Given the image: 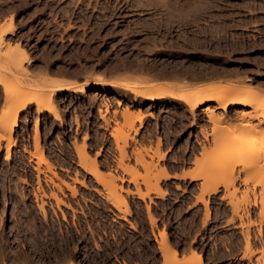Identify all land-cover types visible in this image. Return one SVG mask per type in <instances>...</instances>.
Masks as SVG:
<instances>
[{
  "label": "rangeland",
  "instance_id": "1",
  "mask_svg": "<svg viewBox=\"0 0 264 264\" xmlns=\"http://www.w3.org/2000/svg\"><path fill=\"white\" fill-rule=\"evenodd\" d=\"M165 1L0 0V23L2 21L8 22L9 17L12 15V21L15 25L13 33L4 35L0 52L7 48L6 42L9 41L12 45L19 42V46L26 48L25 50H27L30 58L23 61L24 69L22 66L21 69L14 70L13 63L0 56V77L6 81L5 85L8 89H14V92L18 89L44 92L43 88L45 86L42 87L37 82H41V77L46 75L54 77L60 74H70V76L84 78L85 80L84 84L80 86L85 89V93H80L77 91L78 89L70 90L68 88L54 91L52 100L57 103L55 105L56 108L58 107V119H54V116L47 110L35 111V103H29L25 109L19 112L18 125L15 126L12 133L15 144L11 147L10 158H4V148L0 150L1 251L6 252L8 249L14 248L15 243L18 248L24 250L25 247L27 248L30 245L28 240L12 237L16 231V225L12 224L15 215L14 204L17 205L19 201L28 202L31 198L33 199L34 196L31 195L33 192L42 196L43 191L47 193L48 190L49 193L56 192L63 201L68 199L70 201H64L63 204L67 207H62L61 203L57 206L63 215L59 214L58 209L53 207L51 221L53 225L51 223L48 225L51 232L47 234L46 239L44 235L37 236L35 239L36 249H38L37 254L41 253L40 247H42V251L47 250L53 259L63 258L64 256V258L76 261V264H82L77 255L81 251L80 243L85 242L86 246H84L83 252L88 255V262H91L94 256H97L92 248L97 252H103L104 250L101 249V234L106 235L105 233H108L106 229L103 233L100 232V221L106 223L110 218L107 217L102 220L97 217L88 219L85 223L79 217L69 215L64 208L75 211L73 206L78 205L79 201L83 200L95 202L105 200L111 204L110 201L106 200L105 195L108 190H114L126 200L128 207L126 214H120L125 215L124 219L128 221L129 226L133 225L135 227L137 225L136 220L128 219L132 212L129 203V194L133 192L131 185L134 186V191L136 186L145 191L148 184L155 185L158 182L159 188L165 190L166 194L161 197L157 192L151 191L149 196H146L150 201L154 198L158 200L168 199L174 202L183 199L186 200L183 205H189L191 202L203 204L202 209L201 205H197L198 210L193 214L192 219L185 221L184 224L182 223L181 231H184V227L190 228L191 233L196 229L198 231L201 229V224L206 226L210 220L211 224L205 234L206 238L213 234L216 229L222 230V236L216 240L211 238L210 241H205V244L202 242L194 243L195 249L185 259L186 261L181 260L183 264H199L194 255L210 247H212L214 253L217 249H222L223 254L231 259L234 258V264H260L259 262L264 264V247L261 252H255L250 259L241 257L245 251V241L241 232L245 229L244 225L248 223V220L252 219L256 223L250 226L252 240L254 238L252 248H261V244L256 239L258 234L257 223L260 222L257 215L258 207H254L251 202H246L244 191L247 187L252 188L254 186L257 198L261 199L262 195L259 194L260 181L258 182L259 179L261 180V176L256 174V169L249 170L252 160L247 159V154L244 156L243 152L247 149L246 146L249 145L247 143L249 139L244 138L246 139L244 140L235 137L238 138L236 139L238 141H246L241 143L243 144L242 147L238 145L240 149L235 146L237 142L234 145V141L233 143L232 140L229 141L233 138L232 135L236 133L235 130H230V133L229 127L233 122L231 119L236 117L237 107L230 106L228 111L223 113L222 109L216 106L215 101H210L191 112L180 99L177 100L170 96L150 99L135 95L126 87V83L131 86L136 83L133 87L142 90L152 82L172 83V86L176 85L174 90L178 91L184 89L187 82H189V85L190 82L193 84L209 80V84L216 82L224 84L225 82V84L230 83L235 86L244 85L256 88V90L264 93V30L226 29L222 26L223 20L220 19V16L212 15L218 12L217 9L225 8L238 9L241 12L264 10V0ZM169 3L171 4L168 5ZM181 6L182 10L180 9ZM241 26H247V22L241 24ZM248 28H255V26H249ZM1 59L3 60L1 61ZM7 68L8 70H6ZM178 69L179 71H177ZM103 73L116 75L120 78L116 82H122L123 84L104 82ZM231 77L234 78L231 79ZM223 78L229 79L223 81ZM4 88L3 85H0V109L5 104ZM171 88L173 89V87ZM92 90H95V95L91 93ZM111 94L115 100L111 97ZM116 99L120 101L117 102ZM105 105L109 106L107 116H109L110 124L107 128L104 127L105 124L99 116V109L102 112ZM206 107L212 108L217 116L221 115L223 117L226 114L230 121L225 122L227 119L224 117L225 121L223 122L222 119L220 125L218 124L222 131L217 126L216 134H208L207 137H204L201 135L200 130L208 129L207 131L211 132V127L214 125L205 115ZM123 109H127L132 115L140 113L143 116V121L140 123L134 119V122L130 125L121 113ZM251 109L252 107L249 106L244 107V110L247 111ZM146 115L151 117L150 121L145 120ZM36 118L39 119L40 123V144L44 148L45 157L55 165L51 170L55 171L58 177L68 183L70 182L69 184L75 187V195L70 193L69 188L67 189L62 185L59 178L52 176L53 172L51 170L49 172L44 163L40 164L43 171L39 174L41 179L39 184L34 183L36 176H33L32 172L28 173L29 170L33 171L31 166L27 167L26 171L23 170V161L26 160L24 157L29 155L23 151V147L31 151L35 150L32 127L33 120ZM235 120L234 123H238V120ZM250 121L257 122L256 119H250ZM229 122L230 124H228ZM221 125L224 127L221 128ZM262 126L264 127V124ZM116 129L117 133L119 130L121 132L118 137L122 135L120 139H117V142L113 136ZM218 131L221 132L218 133ZM141 133L145 134L143 140L140 139ZM158 137H160V144H157ZM153 138H155V142ZM261 138L252 139V142H250L252 148H249L251 151L253 148L258 150L259 147L263 148L262 151L264 150V137ZM217 139H220L219 142ZM2 142V144L5 143ZM74 142L79 143V146L84 143L82 145H85L86 154L84 153L83 156H87L85 159L89 162V164L86 162L88 165L92 164L90 162L92 159L96 162L94 163L97 168L102 170V173L106 172L107 174L110 172L109 176H115L114 178L108 177V187L96 182L86 169L78 164L80 158L74 148ZM217 143L219 144L217 145ZM214 145L215 147H213ZM215 148L219 149L220 153ZM249 149L246 151H250ZM257 150L254 149L258 156ZM252 155L251 157H253ZM204 157H206L205 160ZM247 157L249 158L250 154ZM32 158L31 164L35 165L36 158L34 156ZM247 164L249 165V168H247L249 171H246L250 176L248 181L250 184L248 183L247 187L239 185L238 190L233 192L231 186L225 187L226 185L220 184L224 181L227 182L231 175L243 176L244 166H247ZM164 167L169 172L173 168H185L187 172L203 169L204 174L208 177L204 176L194 180L182 177L171 181H163L164 179L160 178L159 175ZM59 168L68 170L67 174L70 177L57 173L56 171ZM124 170L136 172V182L129 181V174ZM74 176L84 179L87 186L83 187L81 184L74 182L72 179ZM117 176L123 177V181L115 179ZM48 177H51L52 181ZM23 179H26L27 182ZM112 179H115L114 182ZM45 183L47 186L44 185ZM57 184L61 186L62 194L59 189H56L58 188ZM205 184H217L218 188L215 193H203L202 197L205 201L207 200L206 204L210 209L208 217L204 213L206 212L205 201L203 202L197 198L200 196L198 194H201ZM95 189L99 190L100 193H97ZM127 189L130 191L128 194L125 192ZM250 195L248 198L251 200L252 194ZM45 199L54 200L50 197H44L43 200ZM73 200H76L77 203H73ZM9 206L12 211L10 218L7 214ZM244 206L250 208L251 216L249 219L243 217L244 222L243 227H241V221L233 213V209H235L233 207L238 208V214H241V208ZM148 208L149 213L156 218V224L151 225L148 213L147 219L151 226H156L158 218L152 212L151 207ZM252 209L254 210L252 211ZM181 211L183 212V208ZM174 216L175 219L181 217L179 216V210L176 211ZM232 216L235 217L230 220ZM7 218L12 220L9 221L13 225L9 228L10 232L6 227V222L1 223L4 220L6 221ZM95 219L98 221L95 222ZM31 224L32 228L35 227L33 223ZM27 226L30 227L27 230L32 231L30 224ZM83 228L92 237L88 238L87 241L84 239L79 242L77 232ZM178 234H180V231L177 232V236ZM199 235L200 232L198 231L196 236ZM21 242H23L22 245ZM210 242H213L212 246ZM9 252L13 251L9 250L6 253ZM256 257L259 260L256 261ZM182 262L174 261L173 263L182 264Z\"/></svg>",
  "mask_w": 264,
  "mask_h": 264
},
{
  "label": "bare ground",
  "instance_id": "2",
  "mask_svg": "<svg viewBox=\"0 0 264 264\" xmlns=\"http://www.w3.org/2000/svg\"><path fill=\"white\" fill-rule=\"evenodd\" d=\"M161 1V0H160ZM165 1V0H164ZM163 2V1H162ZM166 2V1H165ZM169 2V1H168ZM195 2V1H194ZM167 3V2H166ZM171 3H169L168 5H170ZM198 4V3H197ZM200 4V3H199ZM166 5V4H165ZM172 6V5H171ZM199 6V5H198ZM170 7V6H169ZM175 9V8H174ZM179 9V8H178ZM182 10V6L180 8ZM177 10V9H176ZM196 15V14H195ZM13 18H12V15L9 17V21L6 22V21H2V23H0V46L2 45V43L4 42V35L6 34H10V33H13L14 32V29H15V25L13 23ZM7 43V48L4 50V51H1L0 52V56L3 57V59L5 60H8V61H11L13 64L12 66L15 68L14 70H18V69H21L22 66H23V61H27L29 60V56H28V52L27 50H25L22 46H19V42L17 44H10L9 41L6 42ZM0 57V58H1ZM1 59V61L3 60ZM11 68V66H10ZM23 69H24V66H23ZM4 70V69H3ZM8 70V68L6 69ZM13 70V71H14ZM26 70V69H25ZM10 71V69H9ZM170 71V70H169ZM176 71V70H175ZM179 71V69L177 70ZM164 72V70H163ZM166 74H167V71L165 70ZM70 73V72H68ZM72 74V73H71ZM104 74V73H103ZM102 74V75H103ZM163 74V73H161ZM160 74V75H161ZM165 74V73H164ZM169 74V73H168ZM175 74H179V73H175ZM189 74V73H188ZM70 75V74H69ZM75 75V74H74ZM97 75V74H96ZM158 75V74H157ZM191 75V74H190ZM47 76V77H46ZM46 76H42L41 77V82H37V84L39 83L40 86L43 87V85L45 86L43 88L44 92H36V91H32V90H22V89H18L15 88V91L14 92V89H8L6 87V81L4 79H2V77H0V85H3V87H5L3 90H4V99H5V104H3L2 108L0 109V150L2 148H4V158L5 159H9L10 158V155H11V147L12 145L15 144V138L12 137V133L14 131V128L15 126L18 125V115H19V112L23 109H25L29 103H35V111L37 112H41L43 109L44 110H47L48 112H50L53 116H54V119L57 118L58 119V111H57V108H56V105L57 104L56 102H53L52 100V96H53V93L54 91L56 90H61V89H67L69 88L71 85H73V81H70V80H67V79H61V78H55V77H51L48 75ZM54 76V75H53ZM98 76V75H97ZM96 76V77H97ZM174 76V75H173ZM177 76V75H175ZM174 76V77H175ZM98 77H101V76H98ZM146 77V76H145ZM144 77V79H145ZM148 77V76H147ZM146 77V78H147ZM151 77V76H150ZM178 77V76H177ZM95 79V78H94ZM100 79V78H99ZM221 80V79H219ZM155 81V80H154ZM187 82V81H186ZM42 83V84H41ZM114 83V82H112ZM189 82H187V86H184L185 88L182 89V90H178L176 91V89L174 90V87L176 86H172V83H164V84H161V83H155V82H152V83H149L147 85V87L143 88L142 90L140 89H137L136 87H133L136 85H129L126 83V87L132 91L135 95H138V96H144V97H148L150 99H154V98H157V97H164V96H170V97H173V98H176L177 100L180 99L187 107V109L189 111H194L196 108L198 107H201L203 105H206L207 103H209L210 101H215L216 102V106L220 109H222L221 111L223 113H225L226 111H228L229 107L230 106H235L237 107V111H236V117L234 119H231V121H233V125L236 126L234 127L232 125V123L230 124V122L228 124H230V127H229V131L231 130H235L234 133L235 135L236 134H239L238 136H235V135H232L233 138L235 137H238L239 139H244V138H248L249 141L247 143H249L250 145V142H252V139L253 138H261V137H264V130H262L264 127L262 126L264 124V93H261L259 90H256V88H251V87H248V86H235L233 84H224L221 83V82H216V83H211V84H201V85H194L190 84L188 85ZM19 84V83H18ZM116 84H123L122 82L118 83L116 82ZM174 84V83H173ZM21 85V84H20ZM36 85V84H35ZM138 85V84H137ZM179 85V84H177ZM180 86V85H179ZM18 87V86H17ZM38 87V86H37ZM173 87V89L171 88ZM19 88V87H18ZM78 90L80 93H85V89L83 87H80L78 86L77 87ZM76 88V89H77ZM13 90V91H12ZM20 90V92H19ZM22 91V92H21ZM93 92H91L93 95L96 94V92H94L95 90H92ZM90 93V94H91ZM109 97V95H108ZM111 97L114 99V96L111 94ZM117 97V96H116ZM54 98V97H53ZM115 100V99H114ZM55 101V100H54ZM117 102H119L120 100L119 99H116ZM252 107L251 110H244V107ZM108 105H105L103 111L101 112L100 109H99V112H100V118L101 120H103L104 124H105V128H107V126L110 124V119H109V116L108 115V112H109V109H108ZM185 108V107H183ZM65 109V108H64ZM205 115L207 116L208 120L211 121V123L213 122V125L211 127V132H208L206 129H202L200 130V133L202 136L204 137H207V135H211V134H214L216 129H217V126L218 124L222 121V119L224 117H226V114L225 116L221 117L220 116H217L215 115L214 113V110L212 108H208L206 107L205 108ZM235 109V110H236ZM59 110V109H58ZM25 111V110H24ZM62 112V111H61ZM124 119L126 122H128L130 125H132V123L134 122V119L139 121L140 123L143 121L142 118L143 116L140 114V113H137V114H134L132 115L130 111H128L127 109H123L121 111ZM221 113V114H223ZM64 114V113H63ZM63 117V116H62ZM231 117V116H230ZM229 117V118H230ZM60 118V117H59ZM227 121H225V119H223V122H228V117H226ZM238 120V123L235 122L234 123V120ZM250 119H256L257 122H251ZM235 120V121H236ZM26 121V120H25ZM34 123H33V146H34V149L33 151H31L30 149H27L26 147H23V151L24 152H27L29 155L24 157L25 159V162L23 161V164H24V168L23 170L26 171L27 170V167L31 166L35 172V176H36V182L39 184L40 182V172H42L43 170L41 169L40 167V164L41 163H44L46 164L49 172L50 170L55 167V165H53L50 160H48V158L45 157V152H44V148L41 146L40 144V123H39V119L36 118L35 120H33ZM230 121V120H229ZM75 122V121H74ZM220 125V124H219ZM248 126V127H246ZM224 127L221 125V128ZM232 127H234L232 129ZM263 127V128H262ZM219 130L220 127L218 126ZM239 128V129H238ZM243 128V129H242ZM227 129V128H226ZM238 129V130H236ZM247 129V130H246ZM241 130V131H240ZM120 131V130H119ZM117 133V129H116V132H113V136L115 137L116 139V142H117V139H120V137H122V135L120 137H118L121 132ZM136 131V130H135ZM222 131V130H221ZM221 131H218L221 132ZM224 131V130H223ZM227 131V130H226ZM230 131V133H231ZM239 131V132H238ZM241 132V133H240ZM120 133V134H119ZM233 133V132H232ZM59 134V133H58ZM216 134V133H215ZM56 135V134H55ZM262 135V136H261ZM261 136V137H259ZM219 137V136H217ZM216 137V138H217ZM252 137V138H251ZM230 139L229 141H231L233 143L234 141V145L236 144L235 142H237V145H235L237 148H239L240 146L242 147L243 144L241 143H244L242 142L243 140H236L238 138H235L234 140ZM142 139V138H141ZM223 139V138H222ZM247 139V140H248ZM258 139H255V140H258ZM218 142L220 139H217ZM236 140V141H235ZM246 140V139H244ZM251 140V141H250ZM262 140V138H261ZM4 141L5 143L2 144ZM76 142V141H75ZM74 142V148L75 150L77 151V154L79 155V163L84 169H86V171L91 175V177L98 183L100 184H103L104 186H107L109 183V180H108V177H111V178H114L113 176H109V173L108 172L106 174L105 173H102V170H99V168H97V165L95 164L96 162L94 160H90V162L92 163L91 165H88L89 162L87 161V159H85L87 156H83V154L85 152V145H82L84 143L81 144V146H79L77 143ZM215 142H217L215 140ZM259 142V141H258ZM221 143V142H220ZM240 143V144H239ZM261 143V142H259ZM118 144V143H117ZM125 144V143H124ZM157 144H160V137H158V142ZM219 143H217L218 145ZM221 145V144H220ZM240 145V146H238ZM246 146L247 149H245L243 152H244V156L247 154H250V157L248 158L247 155H246V158L247 159H250L252 160V165L253 167L250 166L249 168V165L247 164V166H244V175L241 176V175H238V174H235V175H231L229 180L227 179V182H222L220 183L221 185H226L225 187H228V186H231L233 188V192L237 191L239 185H242V186H245L247 187V184L249 183L248 181L250 180V176L248 174L247 171L249 170H254L256 169L257 172L256 174L259 176H261V180L259 179L258 182L260 183V195H262L261 199H258L257 196H256V193H255V189H254V186L252 188H249L247 187L246 190L244 191L246 193L245 197H246V202H251L252 205L254 207H258V212H257V215L259 217V221L257 224H258V234L256 236V239L257 241H259V243L261 244V248H257V249H253L252 248V234H250V226L251 225H255L256 223L254 221L251 220H248V223L244 225V228L243 231L241 232L242 235H243V239L245 241V251L243 252L242 254V258H248L250 259V257L257 251L261 252L263 250V247H264V150L262 151L261 149L263 148H253L252 151H255L257 150V153H258V156L257 154L254 152H252L250 149L252 148V146ZM159 146V145H158ZM245 146V145H244ZM243 146V147H244ZM20 147V146H19ZM52 147V146H51ZM141 147V146H140ZM215 147V145L213 146ZM224 147V146H223ZM221 148V147H220ZM250 148V149H249ZM213 149V148H212ZM216 149V148H215ZM240 149V148H239ZM250 150V151H246V150ZM122 150V149H121ZM147 150V149H146ZM191 150V149H190ZM261 150V151H260ZM216 151L219 152V149H216ZM229 151V150H228ZM246 151V153H245ZM235 152V151H234ZM250 152V153H249ZM262 152V153H261ZM125 153V152H123ZM161 153V152H160ZM220 153V152H219ZM253 155H252V154ZM22 154V153H21ZM262 154V155H260ZM17 156V154H15ZM251 155L253 157H251ZM24 156V155H23ZM35 157L36 160L34 161L35 162V165H32L31 164V161H33V158L32 157ZM124 156V155H123ZM188 157V156H187ZM244 158V159H246ZM89 159V158H88ZM123 159V158H122ZM189 159V158H188ZM206 159V157H204V160ZM243 159V160H244ZM57 160V159H56ZM22 161V160H21ZM55 161V160H54ZM56 162V161H55ZM88 164H87V163ZM95 162V163H94ZM16 164V163H15ZM204 164V163H203ZM246 165V164H244ZM20 166V165H19ZM232 166V165H231ZM243 167V166H242ZM6 168V167H5ZM247 168H249V170H247ZM13 169V168H12ZM126 169V168H124ZM242 169V168H241ZM247 170V171H246ZM52 171V170H51ZM126 171V173L129 174V181H133V182H136V175L134 172H131V171H128V170H124ZM204 170H200V171H188V172H185L183 174V177H188L189 179L191 180H194V179H197L200 177H208L206 176V174H204L203 172ZM231 171V170H230ZM243 171V169H242ZM246 171V172H245ZM13 172V171H11ZM53 172V171H52ZM232 172V171H231ZM230 172V173H231ZM237 173V172H236ZM239 173V172H238ZM242 173V172H241ZM13 174V173H12ZM75 175L77 173H74ZM5 175V174H4ZM14 175V174H13ZM58 174L55 173V171L53 172V175L52 176H55V178H59L62 185H64L65 187H67V189L69 188L71 190L70 193H72V195H75L76 193V189L75 187L71 186L67 181H65L64 179H61L60 177L57 176ZM171 176V173L169 172V170H167L165 167L161 169V174L159 175L160 178L162 179H167ZM2 178V177H1ZM4 178V177H3ZM49 180L52 181V178L51 177H48ZM158 178V177H157ZM73 181L76 182V183H79L81 184L83 187L84 186H87L84 179L82 178H78L77 176H74V178L72 177ZM115 179H120L123 181V177H116ZM115 179H112L113 182ZM206 179V178H205ZM208 179V178H207ZM23 181L27 182L26 179H23ZM22 181V182H23ZM205 182V181H204ZM207 182V180H206ZM205 182V183H206ZM53 183V182H52ZM158 183V182H157ZM155 184V185H151V184H148L147 187H146V190L145 191H142L139 186H136V189L135 191H133L132 193H135L137 196H139L140 198H145L146 196H149V193L151 191H155L159 194V196L163 197L165 194H166V191L165 190H161L158 186V184ZM49 184V183H48ZM55 184V183H53ZM73 184V183H72ZM208 184V183H207ZM205 184V187L202 185V187H204V189L202 190L201 194H198L200 196H198V200H201V201H205V199H203L204 197L203 196V193L205 194H210V193H215L216 191H218L217 189V184H214V185H207ZM212 184V183H211ZM219 184V183H218ZM219 184V185H220ZM250 184V183H249ZM114 185V184H113ZM1 186H3L1 184ZM40 186V185H39ZM58 188L56 189H59V191L61 192L62 194V188L59 184L56 185ZM241 186V187H242ZM249 186V185H248ZM108 187V186H107ZM235 187V188H234ZM40 188V187H38ZM243 188V187H242ZM64 189V188H63ZM241 189V188H240ZM13 190V189H12ZM97 191V193H100L99 190L95 189ZM235 190V191H234ZM1 191V189H0ZM58 191V192H59ZM12 192V191H11ZM59 192V193H60ZM125 192L128 194L130 193L129 189L125 190ZM42 194V192H41ZM230 194V193H229ZM234 194V193H232ZM252 194V198L250 200L249 195ZM17 195V194H16ZM67 195V194H66ZM258 195V194H257ZM10 196V195H9ZM33 196H34V199L35 200H40L41 203L39 204V208L40 210L42 211V214H46L45 213V209H44V206H43V203H44V200L43 198H47V197H50V198H53L56 202V205L58 206L60 203H64L63 199H61V197H59L57 195L56 192L52 191L50 192L49 194H46L44 193L43 191V194L42 196H39L37 193L33 192ZM84 196V195H83ZM230 196V195H229ZM251 196V195H250ZM82 197V196H81ZM105 198L106 200L110 201V203L119 211V213H123V214H126L128 212V207H127V204H126V200L120 195V193L114 191V190H108L107 191V194L105 195ZM32 199V198H31ZM88 199V198H87ZM231 199V198H230ZM249 199V200H248ZM46 200V199H45ZM51 200V199H50ZM97 201V200H96ZM231 201V200H230ZM94 202V201H93ZM98 202V201H97ZM245 202V204H246ZM13 203V202H12ZM205 203V208H206V212L205 213V216L208 217L210 215V209H209V206L206 204L207 203V200L204 202ZM231 204V203H230ZM244 204V205H245ZM249 204V203H248ZM68 205V204H67ZM251 205V206H252ZM12 206V205H11ZM249 206V205H248ZM14 207H15V204H14ZM133 207V206H132ZM147 213H148V218L150 220V223L151 225H155L156 224V218L149 213L148 211V204H147ZM138 208V207H137ZM235 209H233V213L236 214V217H238L241 221V227H243V217L245 216L246 218L249 219V217L251 216V211H250V208H247V207H242V213L241 214H238V208L236 207H233ZM1 209V208H0ZM254 209H252L253 211ZM12 212V211H11ZM135 212V211H134ZM133 212V213H134ZM1 214H2V211H1ZM14 214V213H13ZM62 214V213H61ZM234 214V215H235ZM63 215V214H62ZM122 215V214H121ZM123 218L125 215H122ZM121 216V217H122ZM64 217V216H63ZM235 216H232L230 218V220H233ZM126 218V217H125ZM54 220V219H53ZM137 220V219H136ZM175 220V219H174ZM243 220V221H242ZM1 221V220H0ZM9 221H12L10 220L9 218L6 219V221L4 220L3 222H1L2 224L6 222V227L11 228V226L14 225V223L10 224ZM52 221V220H51ZM179 221V220H178ZM28 224H30L31 228H32V224L31 222L30 223H27L26 225H24L25 227V231L27 232V228L29 226H27ZM53 225V223H51ZM131 224V222H130ZM35 225V224H34ZM33 225V226H34ZM227 225V224H226ZM3 226V225H2ZM38 226V225H37ZM41 226V225H40ZM133 227V225H131ZM135 226V225H134ZM121 227V225H120ZM153 227V226H152ZM15 228V227H14ZM36 228V225L33 229ZM50 228V227H49ZM119 228V227H118ZM30 229V227H29ZM37 230L40 231V229L37 227L36 228ZM90 229V228H88ZM12 230H13V227H12ZM111 230V229H110ZM33 231V230H32ZM31 231V232H32ZM35 231V230H34ZM108 231V230H107ZM128 231V230H127ZM141 231V230H140ZM9 232H10V229H9ZM37 233V231H35ZM42 232V231H41ZM51 232V231H50ZM81 232V231H80ZM91 232V231H90ZM12 233V232H11ZM67 233V232H66ZM107 233V232H106ZM109 233V232H108ZM113 233H116V232H113ZM119 233V232H118ZM141 233V232H140ZM168 233V232H167ZM167 233L165 230H162L159 232V240H158V247L159 249L161 250V253L164 257V264H174L173 262L175 261H180L182 262L181 260L182 259H178L177 257V252L176 250L171 246V244L169 243V240H168V236H167ZM1 234V233H0ZM9 234V233H8ZM70 234V233H69ZM2 235V234H1ZM5 235V234H4ZM29 235H32V234H29ZM43 235V234H42ZM68 235V234H67ZM10 236V234H9ZM8 236V237H9ZM7 237V238H8ZM14 239H16L14 236H12ZM39 238V237H38ZM36 238L35 237H32L30 236L29 238L27 239H24V240H28L30 245L27 246V248L25 247V250L20 248L17 250H15V247L14 250L13 248L11 249H8L13 251V252H9L12 253V255H15L16 257L19 258V256H21L22 258H24V256L26 257H31L30 255L32 254H35L37 253L35 250L38 251V249H36ZM119 239V238H118ZM3 240V239H2ZM1 240V241H2ZM9 240V239H8ZM7 240V241H8ZM13 240V239H12ZM18 241V240H17ZM44 241V240H43ZM137 241V240H136ZM9 242V241H8ZM109 242V241H108ZM40 243V242H39ZM43 243V242H42ZM48 243V242H47ZM119 243V242H118ZM131 243V242H130ZM174 243V242H172ZM27 244V243H26ZM18 245V244H17ZM22 245V244H21ZM131 245V244H130ZM146 245V244H145ZM3 246V245H2ZM8 246V245H7ZM15 246H16V243H15ZM42 246V245H41ZM92 246V245H91ZM260 246V245H259ZM141 247V246H140ZM146 247V246H145ZM5 248V247H4ZM49 248V247H48ZM50 249V248H49ZM94 249V248H93ZM90 250V249H89ZM138 250V249H137ZM256 250V251H255ZM6 250V252H8ZM66 251V250H65ZM64 251V252H65ZM103 251V250H102ZM52 252V251H51ZM5 253V252H4ZM99 253V252H98ZM102 253V252H101ZM258 253V252H257ZM138 254V253H137ZM193 254V253H192ZM8 255V253H7ZM57 255V254H56ZM148 255V254H147ZM9 256V255H8ZM151 256V255H150ZM255 256V255H254ZM7 257V256H6ZM13 257V256H12ZM15 257V258H16ZM20 257V258H21ZM95 257V256H94ZM61 257H58L57 259H59ZM64 258V256H63ZM62 258V259H63ZM66 258V257H65ZM182 258V257H181ZM194 258H196L198 261H199V264H204L202 262V259H201V255L200 253H197L196 255H194ZM13 259V258H12ZM30 259V258H29ZM17 260V259H16ZM23 260V259H22ZM25 260H28L27 258H25ZM31 260V259H30ZM60 260V259H59ZM64 260V259H63ZM62 260V261H63ZM185 260V259H184ZM259 260L257 257H256V261ZM21 261V260H20ZM49 261V260H48ZM186 261V260H185ZM8 262V261H7ZM17 262V261H16ZM31 262V261H29ZM35 262V261H34ZM56 262H58L55 258V264ZM61 262V261H60ZM78 262V261H77ZM251 262V261H250ZM14 263V262H13ZM11 263V264H13ZM32 263V262H31ZM44 263V262H43ZM42 263V264H43ZM185 263V262H184ZM254 263H255V260H254ZM258 263V262H257ZM260 264H262V262H259ZM19 264V262H18ZM38 264V263H37ZM41 264V263H40ZM49 264V263H48ZM51 264V263H50ZM64 264V263H63ZM67 264H76V261L74 262L72 259H69L68 258V262ZM176 264V263H175ZM183 264V262H182ZM249 264V263H248Z\"/></svg>",
  "mask_w": 264,
  "mask_h": 264
},
{
  "label": "crops",
  "instance_id": "3",
  "mask_svg": "<svg viewBox=\"0 0 264 264\" xmlns=\"http://www.w3.org/2000/svg\"><path fill=\"white\" fill-rule=\"evenodd\" d=\"M54 77L61 79L68 78L67 80L73 81V85L68 88L70 90H75L78 86L83 85L85 82L84 78L70 76L69 74H60ZM103 78L104 82H111V84H114L116 81L120 80V78L114 74H103ZM233 78L234 77H231V79ZM228 79L229 78H223L222 80L226 81ZM208 82L209 80H205L203 82H195L194 85L205 84ZM145 120L150 121L151 117L149 115H146ZM144 135V133H141L140 139L142 138L143 140L145 138ZM153 141L155 142V138H153ZM185 172H187V169L185 168H173L172 170H170L171 176L167 179H164L163 181H171L182 178ZM131 186L132 190L134 191V186ZM185 201L186 200L182 199L178 200L177 202H174L169 201L168 199L158 200L155 198L150 201L148 197L142 199L135 193L129 194V203L130 207L132 208V212L131 216L128 217V219H137V225L135 227H130L127 222L123 221L121 214L105 200H100V202L83 200L79 201L78 205L73 206V208H75V211H72L67 208L64 209L66 210V212H68L69 215H75L79 218L81 216H84L96 218L102 217L103 219H105L109 217V214L114 218V220L109 219L106 223L100 221L99 225L101 229L100 232L103 233L104 229L108 230L109 232L105 233L106 235H103L104 233H100L102 235L101 249L104 250L102 252L104 255L111 257V259L114 260L112 264H164V257L158 247L157 242L159 240V232L162 231L165 227V230L168 232L167 236L169 243L176 250L178 256L177 258L182 260L188 258L191 255V252L195 249L194 243L202 242L203 244H205V241H210L211 238L216 240L220 238V236H222V230L218 228L213 234H210L206 238L205 234L208 232V226L211 224V220L207 223L206 226H202L201 224V229L198 230L200 232L199 236H196L198 234L197 229L191 233L190 228L184 227V231H181L182 223L184 224L185 221L192 219L193 214L198 210L197 205H201V209L203 208L202 203L194 204V202H191L189 205H183ZM147 204L151 207L152 212L158 218L156 226L152 227L147 219ZM107 208L115 214L113 215L108 212ZM182 208L183 212L181 211ZM178 210L179 216L181 217L179 219H175L174 215ZM181 219L183 220V222ZM178 231H180V234H178L177 236ZM97 233L99 234L98 230ZM210 245L212 246L213 242H210ZM14 248L15 250L19 249L18 246H14ZM93 250L94 252L98 253L95 249ZM198 253H201V259L204 264H234L235 262L234 258L231 259L227 255L223 254V251L220 248L217 249L215 253L212 252V247L208 248L207 250L205 249L199 251ZM8 255L6 252L4 253V251H1L0 249V264H11L13 262V264H18V262L19 264H42L43 262V264H55V259L53 258L44 260L43 253H36V260L32 258V255H30L31 257L24 256V258H22L21 256H19L18 258L15 255H12V253H8ZM25 258H27L28 260H25ZM59 259L56 258V260L58 261L56 262V264H67L68 262V258H63L64 260L62 258ZM29 261H31L32 263ZM92 264L95 263L93 262Z\"/></svg>",
  "mask_w": 264,
  "mask_h": 264
},
{
  "label": "flooded vegetation",
  "instance_id": "4",
  "mask_svg": "<svg viewBox=\"0 0 264 264\" xmlns=\"http://www.w3.org/2000/svg\"><path fill=\"white\" fill-rule=\"evenodd\" d=\"M218 12L212 14V15H218L220 16V19L223 20V24L222 26L226 29H233V30H250V31H260V30H264V10H255V11H246V12H241L238 9H232V8H225V9H217ZM247 22V26H241V24H245ZM249 26H255V28H248ZM66 169L64 168H59L56 172L63 175V176H67L70 177L69 174H67ZM33 174V176H35V172L34 170H29L28 173ZM34 179V178H33ZM34 183L36 184V179L34 180ZM45 186H47V184H44ZM48 189V188H46ZM49 191L47 190L48 194ZM33 195V193L31 194ZM66 202H69L70 200H64ZM73 203H77L76 200L72 201ZM41 203L40 200H35L34 198L29 200L28 202H22L19 201L17 205H15L14 207V212L15 215L13 216V222L16 225V231L15 233H13V236L17 239H27L30 236L32 237H37V236H41L42 234L44 235V238L46 239L48 236L47 234L51 231H49V224L51 223L52 217H53V207L57 208L56 202L55 200H44L43 206L45 209V213L46 214H42V211L39 208V204ZM62 207H67L65 204L61 203ZM108 212H110L111 214H115L113 213L110 209H108ZM59 214H61V210H59ZM7 214L10 218V214H11V207H8V211ZM96 217H84L81 216L79 219L82 222H87L88 219H94ZM102 220V217H99ZM109 218L111 220H114V218L109 214ZM122 220L125 222H128L126 219H124L122 217ZM98 220L95 219V222H97ZM33 223L36 225V228L38 227L40 229L37 230L36 228L33 229L32 228V232L31 231H25L24 229V225H26L27 223ZM34 225V226H35ZM38 225V226H37ZM41 225V226H40ZM131 227V226H130ZM37 231V233L35 231ZM42 231V232H41ZM81 231V232H80ZM80 231H78V239L79 242L83 241L85 239V241H87L88 238L92 237L90 235V233H87L88 231L83 228L80 229ZM32 234V235H29ZM21 244H23V242H21ZM84 246H86L85 242L84 243H80V248L81 251L79 252V254L77 255V257L79 256V261L82 264H92L94 261L95 264H112L113 263V259H111V257H108L106 255H104L103 253H97V256H95L93 258V260L91 261L92 263L88 262V255L83 252L84 251ZM41 249V253H43V257L44 260L50 259L51 258V254L47 251L44 250L42 251V247H40ZM37 252V250H35ZM36 254V253H35ZM32 254V258L34 260H36V255Z\"/></svg>",
  "mask_w": 264,
  "mask_h": 264
}]
</instances>
